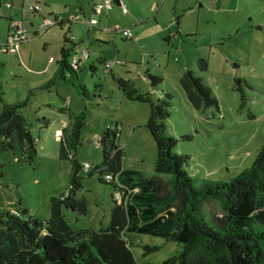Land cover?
<instances>
[{
  "label": "rangeland",
  "instance_id": "1",
  "mask_svg": "<svg viewBox=\"0 0 264 264\" xmlns=\"http://www.w3.org/2000/svg\"><path fill=\"white\" fill-rule=\"evenodd\" d=\"M8 1L13 4L14 17L22 8L26 10L20 19L30 26L29 38L19 54L0 51V96L12 103L23 100L31 88L40 86L57 71L65 30L55 24L46 30L38 29L42 16L53 17L55 12L73 19L81 15V3L89 14L92 8L88 0ZM6 2L0 8L3 15L9 16L11 5L8 7ZM202 2L183 12H173L171 5L164 7L157 18L159 27L167 28L155 36L149 35L156 22L142 29L145 34H138L136 31L141 29L130 26L129 21L121 22V16L116 22L95 25L97 37L88 34V22H72V35L80 42L76 49L87 50L89 58L80 63L78 82L60 80L49 90L37 91L22 109L38 141L37 155L34 163L29 164L20 152L0 151V211L23 215L28 209L42 220L50 218V197L65 191L71 172V162L58 156L61 130L69 122V115L61 111L63 99L72 101V111L86 115L87 126L82 129L83 139L76 150L81 163L93 167L101 161L102 149L94 140L106 127L118 124L125 151L124 167L154 172L157 147L146 127L149 105L127 99L117 78L129 80L142 92L154 89L161 97L165 93L172 96L167 132L180 139L175 151L190 158V174L228 181L252 164L264 145V0H221L219 5L210 0ZM37 4L42 11L30 12ZM155 6L149 16L158 12ZM178 14L183 15L177 32L172 21ZM115 24L129 28L132 38L110 32ZM6 30L7 19L1 17L0 43L6 39ZM102 57L121 61L122 66L113 65L112 73L104 72L99 63ZM199 58L208 62L205 72L198 68ZM90 64H94L96 73ZM187 69L198 75L215 96L217 109L198 110L192 106L179 82ZM147 70L163 78L157 87H149ZM238 77L246 83L237 84ZM78 86L84 88V93ZM186 134L192 139L183 140L181 137ZM81 175L83 189L79 196L87 199V211L84 215L68 212L66 219L74 229L106 227L110 222L113 188L101 183L97 174L89 176L86 169ZM202 212L210 220V211L203 208ZM137 237L142 245L158 246L146 255L141 244L134 246L139 264H164L181 249L178 243L161 237Z\"/></svg>",
  "mask_w": 264,
  "mask_h": 264
},
{
  "label": "trees",
  "instance_id": "2",
  "mask_svg": "<svg viewBox=\"0 0 264 264\" xmlns=\"http://www.w3.org/2000/svg\"><path fill=\"white\" fill-rule=\"evenodd\" d=\"M210 1L217 5L218 0ZM96 3L92 5L94 14L102 11L95 9ZM182 15L178 14L172 21L177 32ZM6 19L9 31L14 20H22ZM44 19L51 23L42 30L54 24L65 30L55 75L31 88L23 100L9 103L0 96V151L20 152L29 164L35 161L38 141L22 109L37 91L49 90L60 80L72 84L79 81L76 47L80 42L77 44L73 39L71 24L83 17L75 15L67 19L53 13V17L42 16L41 23ZM86 22L89 26L98 23L95 19ZM112 31L117 33L118 28ZM132 35L131 32L130 37L122 36L131 39ZM26 37L15 52L0 51L17 53L27 42L28 34ZM80 53L85 59L89 57L87 50ZM108 60L100 58L99 63L104 72L112 73V68L104 69ZM116 65L122 66V62ZM197 65L201 72L208 68L204 58H199ZM90 69L96 73L94 64H90ZM145 75L151 88L163 81L148 70ZM116 81L127 99L149 105L146 127L157 147L154 172L124 167L125 151L118 124L106 127L95 138V144L102 149V159L87 169V163H81L76 157L77 146L83 139L82 129L87 126L86 115L83 111H72L71 100L63 99L61 111L69 115V122L61 130L58 156L71 162L67 187L59 195L50 197L51 214L47 220L33 216L28 209L23 215L0 211V264H139L133 248L141 244L137 236L142 234L181 246L164 264H264V145L252 164L228 181L192 175L187 171L188 155L175 151L180 139L167 132L172 96L165 93L161 97L154 89L142 92L124 78ZM235 81L239 85L246 83L239 77ZM179 82L195 109L218 108L215 96L192 70L187 69ZM79 89L84 93V88ZM241 99L244 101V95ZM181 138L189 141L192 136L186 134ZM85 169L89 176L97 174L101 183L113 188L110 222L106 227L74 229L66 219L68 212L84 215L87 211V199L79 196L83 189L81 172ZM203 208L210 211V220L202 212ZM141 246L144 255L158 249V246Z\"/></svg>",
  "mask_w": 264,
  "mask_h": 264
},
{
  "label": "crops",
  "instance_id": "3",
  "mask_svg": "<svg viewBox=\"0 0 264 264\" xmlns=\"http://www.w3.org/2000/svg\"><path fill=\"white\" fill-rule=\"evenodd\" d=\"M3 1L4 0H0V4H2ZM79 1L82 2V0H79ZM101 1H103V0H88V3L91 5V8H92L90 14L83 8V5L81 3V16L83 17L82 20L88 21V20H93V19L97 20L98 19L97 20L98 23L96 25H98L99 22H100V25H102L103 24L102 22H116L118 20L117 17L121 16L122 17L121 22H122V20H124L123 22L129 21L130 22V24H129L130 26L135 27L136 29L137 28L141 29V32H138V30L136 31L138 34H145V32L142 31V29L147 27V25H149L148 27L150 28V25H151L150 23L151 22H156L155 24H153V26H151V27H154L155 29L150 32L149 36H155L156 33H161V32H164L166 30L167 27H165V28H160L159 27L161 25H160V22H159V20L157 18L158 14L164 9V7L166 8V6L171 5V6H174V8H173L174 11L173 12H176L177 10H181L183 12L185 10H187V11L188 10H192V6H193L192 4H194V5L197 4V3L199 5H200V3L203 4V2H202L203 0H185V2H184V0H116V1L113 0L114 3H113L112 8H110V9L103 8L102 11L99 12V13L98 12H96V14L92 13L93 12L92 10L94 8L92 6L93 3L101 2ZM220 1L221 0H218L217 5H219ZM8 2L9 1L7 0L6 3L11 5L10 14H9V16L3 15L2 12H1L2 8H0V18L1 17H5V18H11V19H20L25 14L24 13V9L23 8L21 9L20 13L17 15L18 17L16 18V17H14V14H13V11H12L13 4H11L10 2L8 3ZM172 2H173V4H172ZM120 4H124L125 5V7L127 9L126 12H123L122 6ZM155 5L158 8V12L156 14H154V15H153V13H155V12H153L152 16H149L148 12H150L152 8L154 9L153 6H155ZM47 6H49V4H47ZM145 10L147 11V13H145ZM56 15H58V14H56ZM165 22H168V20L165 19ZM88 25H89V23H88ZM94 26L93 25L89 26L88 34L92 33L93 35H95V37H97L98 36V31L94 30ZM116 26H119V25L117 24ZM116 26H114L112 29H114ZM126 28L127 27H124V29H126ZM127 29H129V28H127ZM6 31H7V35H8L9 21H7V30ZM29 32H30V28H28V33H27L28 36H29ZM110 32H113V31L110 30ZM36 33L37 32H34V34H36ZM113 33L115 35H117L119 32H117V33L113 32ZM6 38H7V36H6ZM73 39H74V36H73ZM5 41H6V39L4 41H2L1 43L5 42ZM75 42L77 44L79 43L77 41H75ZM19 50L17 52L18 54L20 52ZM76 56H77L76 57L77 62L79 63V67H80V63L83 60H85V57H82L80 51L77 50V49H76ZM102 58H105V57H102ZM109 60H111V59H109ZM55 73H56V71H55ZM70 107H71V103H70Z\"/></svg>",
  "mask_w": 264,
  "mask_h": 264
},
{
  "label": "built area",
  "instance_id": "4",
  "mask_svg": "<svg viewBox=\"0 0 264 264\" xmlns=\"http://www.w3.org/2000/svg\"><path fill=\"white\" fill-rule=\"evenodd\" d=\"M113 0H103L101 2H97L95 4V9L101 11L103 8L110 9L113 6ZM7 6H10V4H7ZM123 12H126L127 9L124 4H121ZM31 11H42V8L39 4L34 5L31 7ZM48 23H51L48 19H44L41 24H39L38 29H44ZM11 29L9 31V34L7 36L6 42L0 46V49L3 52H15L18 48V46L26 40L27 36V30L29 26L23 22L22 20H14L11 24ZM115 28H118V32H120L123 36H131L130 29H121L118 26ZM84 56L86 57V51H83ZM119 61L115 60H108L105 63V71H109L113 65H116ZM97 143L98 140L96 139ZM87 169L89 168V164H86L85 166Z\"/></svg>",
  "mask_w": 264,
  "mask_h": 264
},
{
  "label": "water",
  "instance_id": "5",
  "mask_svg": "<svg viewBox=\"0 0 264 264\" xmlns=\"http://www.w3.org/2000/svg\"><path fill=\"white\" fill-rule=\"evenodd\" d=\"M116 1V0H115ZM30 25H33L32 23H30Z\"/></svg>",
  "mask_w": 264,
  "mask_h": 264
},
{
  "label": "clouds",
  "instance_id": "6",
  "mask_svg": "<svg viewBox=\"0 0 264 264\" xmlns=\"http://www.w3.org/2000/svg\"><path fill=\"white\" fill-rule=\"evenodd\" d=\"M9 7V6H8Z\"/></svg>",
  "mask_w": 264,
  "mask_h": 264
}]
</instances>
